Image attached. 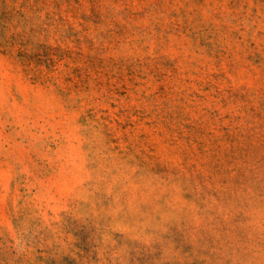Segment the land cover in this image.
Returning a JSON list of instances; mask_svg holds the SVG:
<instances>
[{
    "label": "rangeland",
    "instance_id": "374dc122",
    "mask_svg": "<svg viewBox=\"0 0 264 264\" xmlns=\"http://www.w3.org/2000/svg\"><path fill=\"white\" fill-rule=\"evenodd\" d=\"M0 264H264V0H0Z\"/></svg>",
    "mask_w": 264,
    "mask_h": 264
}]
</instances>
